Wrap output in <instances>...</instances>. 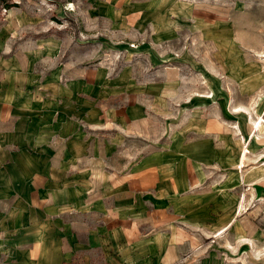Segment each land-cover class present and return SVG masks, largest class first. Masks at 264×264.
<instances>
[{
  "label": "rangeland",
  "instance_id": "obj_1",
  "mask_svg": "<svg viewBox=\"0 0 264 264\" xmlns=\"http://www.w3.org/2000/svg\"><path fill=\"white\" fill-rule=\"evenodd\" d=\"M24 111L75 134L49 131L20 173L0 139V264L29 262L42 237L63 264H115L104 229L133 261L169 224L188 230L178 264H264V204L243 181L264 115V0H0V134Z\"/></svg>",
  "mask_w": 264,
  "mask_h": 264
},
{
  "label": "crops",
  "instance_id": "obj_2",
  "mask_svg": "<svg viewBox=\"0 0 264 264\" xmlns=\"http://www.w3.org/2000/svg\"><path fill=\"white\" fill-rule=\"evenodd\" d=\"M14 115H16L20 120L18 119V121L14 123L7 134H0V139H4L1 141L2 146L10 148L9 159L14 163V167L17 169L18 173L22 172V170H26L25 161L27 158H30V148L47 141L49 131L54 132L55 135H53L60 139L64 137L69 138L75 134V127H73L72 123L63 125V127L61 126L59 130L57 128L54 130L51 127L41 130L28 124L27 113L25 111L22 114L15 113ZM262 119L264 121V115L260 120ZM257 121L254 122V129L256 130L255 133L259 132L258 138L255 137L256 139L252 144V158L256 160L250 169H247L243 175V181L247 186V189L244 191V193L249 198H251L250 200L252 202L260 201L264 204V124H260L258 126ZM248 154H250L249 150H245L242 153V166L239 167V169L242 170L246 168L244 162L247 159ZM69 157L74 158V156ZM68 159L69 158L66 157L65 160L64 156H61L63 163H67ZM242 172L243 171H241V173ZM239 193L240 190L235 193H231L234 198H232L230 212H234L239 204ZM192 222L196 224L195 221ZM234 223V219H230L226 222H219V232L222 231L220 235L233 227ZM201 224L202 223L200 222L198 225H194L191 230L199 227ZM168 228L169 229L162 235L148 236L145 239H142L139 243L137 242V248L130 252L134 255L132 257L133 261H127V256H125V253L121 250V244L123 243L122 236L109 234L107 233V229H104L102 230L103 237L101 239L96 236L95 237L100 240L99 243H103L105 246L108 244L111 246L110 251L107 254L110 256V259L116 260L115 264H178L177 261L182 256V251H180L181 248H178V244L183 240L182 238L187 237L188 234L186 232L188 230H182L176 227L175 224H169ZM47 241V237H42V240L36 238L34 241H28L32 244V248L30 247L31 249L26 258V260L29 262L25 264L64 263L61 246L59 247L58 245H55L52 248H49ZM183 264H190V262ZM201 264L213 263L201 262Z\"/></svg>",
  "mask_w": 264,
  "mask_h": 264
},
{
  "label": "bare ground",
  "instance_id": "obj_3",
  "mask_svg": "<svg viewBox=\"0 0 264 264\" xmlns=\"http://www.w3.org/2000/svg\"><path fill=\"white\" fill-rule=\"evenodd\" d=\"M260 124H264V121L261 120L260 122H258V125H260Z\"/></svg>",
  "mask_w": 264,
  "mask_h": 264
}]
</instances>
